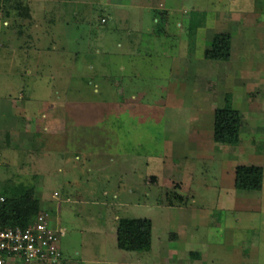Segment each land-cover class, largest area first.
<instances>
[{
    "label": "rangeland",
    "instance_id": "obj_1",
    "mask_svg": "<svg viewBox=\"0 0 264 264\" xmlns=\"http://www.w3.org/2000/svg\"><path fill=\"white\" fill-rule=\"evenodd\" d=\"M17 1L0 0V97H24L38 110L32 120L59 135L40 131L33 145L11 133L10 145L0 142V195L31 189L40 211L64 229L55 264H173L167 255L176 241L186 248L175 264L190 262V250L202 264L211 252L205 238L214 232L228 248L246 251L243 264L248 254L252 264H264V180L260 191H238L231 179L236 164L264 171V60L260 68L239 47L247 26L248 33L264 28V0H156L154 9L130 11V24L105 0H69L78 27L47 25L52 9L20 0L30 8L27 21ZM195 16L207 21L196 37L187 25ZM220 32L238 37L233 59L197 62ZM66 43L79 50L76 60ZM197 66L188 85L194 92L184 91L179 79ZM109 84L114 90H104ZM235 94L240 141L214 142V151V113ZM203 133L206 152L199 149ZM178 198L181 209L168 206ZM126 217L152 222L149 251L117 247V219ZM215 264H228L227 256Z\"/></svg>",
    "mask_w": 264,
    "mask_h": 264
},
{
    "label": "crops",
    "instance_id": "obj_2",
    "mask_svg": "<svg viewBox=\"0 0 264 264\" xmlns=\"http://www.w3.org/2000/svg\"><path fill=\"white\" fill-rule=\"evenodd\" d=\"M37 1H39V2L41 1L44 3V6L42 8L43 12H46L45 10H47V9H52V13L55 14L54 19H51L48 21L43 20L45 22V24L50 25V26H54V24L58 21V22H61L63 25H65V27H70V24H71V26L78 27L76 25V23H77V21L80 20V17H79L80 14L77 11H76L77 13L76 12H73L72 14L70 13V10L67 8V6H68L67 3H71L69 0H44V1L37 0ZM80 1H85V0H80ZM155 1L156 0H105V2L108 5L114 6L116 8L118 14L123 15L122 17L124 19H122V20L126 24H130L128 22L129 17H130V15H129L130 11L140 10L142 8L154 9V7L156 6ZM76 2H78V1H76ZM157 7H159L161 9V12L162 11H163V13L166 12V9L161 8V4L158 5ZM163 17H165V16L163 15ZM192 18L193 17L190 18V20H189L190 23L187 25L189 28L190 35L196 37V34L199 31L204 29L203 24L206 21V19H205V16H203V18L200 17L201 19H203L202 22L200 23V26L196 29H192L191 28ZM26 20L30 21L29 19H26ZM54 20H55V22H54ZM182 22L181 23L178 22L180 28L183 27ZM102 23H105V21H102ZM36 25L40 26L39 19L34 20L31 27L32 26L36 27ZM78 25H79V23H78ZM87 28H88L87 31H89L90 27L87 26ZM253 28L255 31H253L251 33H248L249 32L248 29H250V27L247 26L245 28L246 34L244 33L243 36H240L241 41L239 43V47L241 48V51H243L242 53H250V55H255V57H253V56L252 57L255 60H257L256 62L258 63L259 67L261 68L260 63H263V60H264V28L263 29L257 28V27H253ZM87 31H86V33H87ZM248 34H251V37L247 36ZM255 35L257 37L256 39H254ZM64 36L67 38V43H68V40H69L68 36L69 35H68L67 31L64 33ZM231 36H232V34H231ZM237 40H238V37L232 36V47H231V58L230 59H233V54H234L235 45H236V44L234 45V42H236ZM75 41L79 42L80 37L78 36L75 39ZM70 42H72V41L70 40ZM257 42H259L260 45L258 47H255L253 50L250 51L251 47L254 44H256ZM72 43H74V42H72ZM70 47L71 46H69L68 44L64 45L63 50L67 51L68 53L70 52L69 54H75V56L73 58L76 60V57L78 56L79 50L72 52V49H71L72 47L71 48ZM75 47H77V46H75ZM208 47H207V49H208ZM77 49H78V47H77ZM204 59L203 60L200 59L201 61L198 60L197 62L202 63V64H209L210 61H207V59L205 57H204ZM180 66L183 67V62H182V65H180ZM121 68H122V66H121ZM184 68H186V67H184ZM192 69H194V70H191L190 73L187 75V76H189L188 79L184 78V76H183V79H179V80L183 81L184 91L187 90V88H188V90H192V91L195 90L194 87H189L188 85H190L189 83L194 81V79L196 81L195 76L200 71V68L197 66L196 68H192ZM184 71H185V69H184ZM187 81H188V83H187ZM109 85H110V87H105L104 90L107 88L114 90L115 86L112 84H109ZM242 85L244 86V84H242ZM95 90L99 92L98 88ZM192 95H193V93H192ZM236 97H237L236 94L234 96H232V101H233V109L235 111V116H236V119L238 120L237 113H236V110L234 107ZM31 105L32 104H29V102L27 103V101H25L24 97H21L20 100L0 97V142H1V144L3 143L5 146L10 145V141H9L10 140V134L16 133L19 136L18 139H20L22 141H27L28 139H31L33 142V145H35L36 144L35 142L38 140V138L40 139V136L43 135L40 131L48 132V127H46V126L40 127V125H38L35 120H32L33 115L38 110H34L33 109L34 105L33 106H31ZM213 120H214V116H213ZM238 123L240 125V131H241L240 121H238ZM31 124H32L31 128H28V126H30ZM215 128H216V126H215V122H214V130L212 132L211 140H210V143L212 145L211 148L214 151L218 148L216 146V144L214 143V139H213V134H214ZM49 129H50V131L52 130L50 127H49ZM50 131L48 133H45V134L50 135V137H53V138L56 137L57 135H59V134H57V132L54 133L53 131H51V133H50ZM39 133H41L40 136H38ZM28 134H29V136H28ZM205 143H206V137L203 133L202 139L199 142V144L202 146L200 148L198 146L197 148L206 152L207 148L204 147ZM49 144H51V142ZM45 148L46 149H56L54 147H51L50 145L47 147L45 146ZM225 148L227 149L228 147H225ZM237 166H238V164H236L235 167H233L234 173L232 172V175H231L232 176L231 179L233 180V186L235 183V170H236ZM152 179H153V177L151 178V180ZM177 189L180 190V193L183 190L182 188L181 189L177 188ZM236 190H238V189H236ZM238 191H247V190H238ZM186 196H188V195H186ZM182 205H183V203L168 205V206L172 207V208L177 207V209H181ZM198 211L200 212L201 215H208V216L211 215V217L214 215L211 213L210 209H199ZM220 211H221V215H219V216H222V218H224L223 213H222L223 210H220ZM212 232H214V231H212ZM215 235H216V232L212 233L210 236H207V233H206V236H207L205 238V241H206L205 243L207 246L206 251L209 252V250H210L211 252L208 254L206 261L202 262V264H215L219 259H221V255L223 256V254L227 256L228 264H236V263L237 264H243L242 263V261L244 259L243 255L245 254L246 251L243 250V252H238V250H236L235 248H232V247L228 248L227 245L222 240H220V238H219V240H217L218 238H216ZM177 236L178 235L175 232L171 235V237H173L175 239V241L177 240ZM176 242H177L176 244H172L170 246L171 247V249H170L171 254L167 255L168 256L167 259H169L168 262L169 263L174 262L173 264H175V261H178V259H176L177 258V254H176L177 250L181 249V248L182 249L186 248V247H184V244H182L181 242H178V241H176ZM210 254H211V256H209ZM198 256H199V254L197 252H195L194 250H190L189 251V257L191 258V260L188 263H185V262L184 263L185 264H198V263H200V260L196 258ZM247 258H248L247 260L250 262V264L257 261V260H254V255L251 256L248 254ZM256 258H257V256H256ZM34 263L35 264H41L38 262H33L32 264H34Z\"/></svg>",
    "mask_w": 264,
    "mask_h": 264
},
{
    "label": "trees",
    "instance_id": "obj_3",
    "mask_svg": "<svg viewBox=\"0 0 264 264\" xmlns=\"http://www.w3.org/2000/svg\"><path fill=\"white\" fill-rule=\"evenodd\" d=\"M8 1V0H5ZM20 16L30 19L28 3L22 5L17 1ZM10 18L8 12L5 16ZM200 18V17H199ZM203 19L192 18L191 28L200 26ZM232 36L230 33L220 32L213 36L212 45L205 51L204 57L209 60L229 61L231 57ZM215 143L235 145L240 141V125L233 109L232 96L225 97L224 106L214 113ZM264 171L259 165H238L235 170L234 186L238 190L260 191L263 188ZM5 203L0 209V227L26 226L40 211V203L32 197L31 189L13 188L3 194ZM182 198H178L181 204ZM170 202L169 205H174ZM116 241L120 250L128 252L149 251L152 244V222L148 219L118 218L116 224Z\"/></svg>",
    "mask_w": 264,
    "mask_h": 264
},
{
    "label": "built area",
    "instance_id": "obj_4",
    "mask_svg": "<svg viewBox=\"0 0 264 264\" xmlns=\"http://www.w3.org/2000/svg\"><path fill=\"white\" fill-rule=\"evenodd\" d=\"M6 198L0 195V209ZM64 229L51 224L39 211L26 226L0 227V264H55L63 258L59 246Z\"/></svg>",
    "mask_w": 264,
    "mask_h": 264
}]
</instances>
